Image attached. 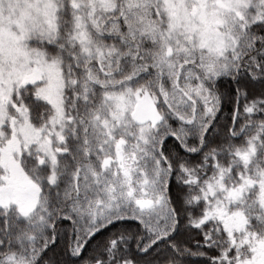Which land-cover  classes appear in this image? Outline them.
<instances>
[{"label":"snow or ice","instance_id":"obj_1","mask_svg":"<svg viewBox=\"0 0 264 264\" xmlns=\"http://www.w3.org/2000/svg\"><path fill=\"white\" fill-rule=\"evenodd\" d=\"M193 258L264 264V0H0V264Z\"/></svg>","mask_w":264,"mask_h":264},{"label":"trees","instance_id":"obj_2","mask_svg":"<svg viewBox=\"0 0 264 264\" xmlns=\"http://www.w3.org/2000/svg\"><path fill=\"white\" fill-rule=\"evenodd\" d=\"M227 112H228V109L226 108V109H225V112H224V115H226ZM222 119H223V117H222ZM103 235H105V233H102L101 236H97V237H96V240L101 239V237H102ZM96 240H93L92 243L94 244V243L96 242ZM193 250L195 251V249H193ZM193 260H194V264H203V261H202V260H199V259H196V258H193ZM74 264H75V262H74Z\"/></svg>","mask_w":264,"mask_h":264}]
</instances>
